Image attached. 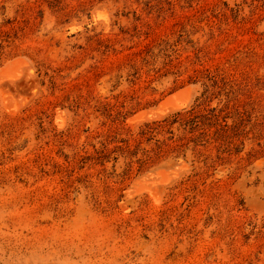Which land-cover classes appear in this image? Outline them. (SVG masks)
<instances>
[{"label":"rangeland","instance_id":"1","mask_svg":"<svg viewBox=\"0 0 264 264\" xmlns=\"http://www.w3.org/2000/svg\"><path fill=\"white\" fill-rule=\"evenodd\" d=\"M0 67V264H264V0H0ZM177 89L232 137L111 151Z\"/></svg>","mask_w":264,"mask_h":264},{"label":"trees","instance_id":"2","mask_svg":"<svg viewBox=\"0 0 264 264\" xmlns=\"http://www.w3.org/2000/svg\"><path fill=\"white\" fill-rule=\"evenodd\" d=\"M226 118L227 115H221V110L218 111L216 107H204L197 104L142 123L139 126L140 138L134 144L131 145L128 139L119 138L117 140L119 144L115 145L111 151L126 150L130 158L141 152L142 157L137 158L136 161L139 167L149 161L159 160L168 153L185 157V151L190 143H192V150L196 151L200 145L205 146L213 140H225L232 137L229 132L234 126L229 125ZM143 142L148 144V147L142 146ZM107 157L108 154L103 149L96 151V155L89 159L102 160ZM217 158L219 159L220 156L217 155ZM132 162L133 160L129 163Z\"/></svg>","mask_w":264,"mask_h":264},{"label":"bare ground","instance_id":"3","mask_svg":"<svg viewBox=\"0 0 264 264\" xmlns=\"http://www.w3.org/2000/svg\"><path fill=\"white\" fill-rule=\"evenodd\" d=\"M26 58V57H25ZM14 60V59H13ZM19 61V59H18ZM17 61V62H18ZM22 61V60H21ZM11 63H13V61H10ZM16 62V63H17ZM20 62V61H19ZM14 63V64H16ZM4 64V63H3ZM10 63H8L9 65ZM25 64V63H24ZM4 67V66H3ZM8 67V66H7ZM12 69L14 67L10 66ZM8 69H4L0 67V78H9L12 79L15 77V74L13 73H9L10 71H12L11 69H9V72L7 71ZM14 72V71H13ZM15 73V72H14ZM17 74V73H16ZM14 83V82H13ZM194 86V85H193ZM188 86H186L187 88ZM185 88V89H186ZM185 89H177L174 92H172L171 94L165 96L164 98H162L161 101L158 102V104L156 105V107H150L148 111H139L137 113H135L134 115H132L131 117H129L128 119L131 121H139L141 119H147L150 117H159L163 114H166L167 112L173 111V110H178V109H182V107L186 106L187 103L190 100V97H188L187 92ZM188 89V88H187ZM192 89V88H190ZM188 91V90H187ZM189 98V100H188ZM188 100V101H187ZM17 106V105H16ZM188 106V105H187ZM127 119V120H128ZM62 124V123H61ZM138 124V123H137ZM175 162V161H174ZM167 163V162H166ZM165 163V164H166ZM174 165V164H173ZM159 169V168H158ZM151 171V170H150ZM156 171V170H155ZM158 172V171H157ZM148 174H151L148 173ZM146 175V174H145ZM163 175V174H162ZM142 177V176H139ZM157 177V176H156ZM162 178V177H161ZM135 186L137 184V182L133 183ZM165 184V183H164ZM138 185V184H137ZM139 186V185H138ZM137 188V187H136ZM134 187L135 190H138ZM134 191V190H133Z\"/></svg>","mask_w":264,"mask_h":264}]
</instances>
